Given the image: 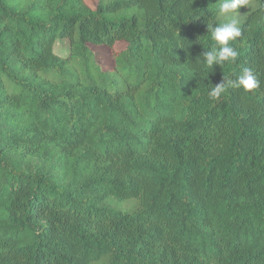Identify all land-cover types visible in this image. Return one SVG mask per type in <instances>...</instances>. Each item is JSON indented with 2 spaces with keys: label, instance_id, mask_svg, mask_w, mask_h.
<instances>
[{
  "label": "trees",
  "instance_id": "trees-1",
  "mask_svg": "<svg viewBox=\"0 0 264 264\" xmlns=\"http://www.w3.org/2000/svg\"><path fill=\"white\" fill-rule=\"evenodd\" d=\"M221 2L0 0V264H264V0L209 68Z\"/></svg>",
  "mask_w": 264,
  "mask_h": 264
},
{
  "label": "clouds",
  "instance_id": "clouds-1",
  "mask_svg": "<svg viewBox=\"0 0 264 264\" xmlns=\"http://www.w3.org/2000/svg\"><path fill=\"white\" fill-rule=\"evenodd\" d=\"M247 0H222L219 6V14L230 16L226 22L217 24L213 27L209 24V31L212 34V39L216 42L211 49H206L202 54L203 62L209 68L215 65L223 66L226 62H234L238 56V52L232 47L231 42H234L242 35V29L238 26V21L235 18V13L240 8L244 7ZM218 46V47H217ZM260 80L250 68H244L242 73L235 81H224L212 87L209 96L210 98H219L228 87L243 89L245 92H251L260 87Z\"/></svg>",
  "mask_w": 264,
  "mask_h": 264
},
{
  "label": "rangeland",
  "instance_id": "rangeland-1",
  "mask_svg": "<svg viewBox=\"0 0 264 264\" xmlns=\"http://www.w3.org/2000/svg\"><path fill=\"white\" fill-rule=\"evenodd\" d=\"M87 2L95 6L97 3V0H87ZM123 44V41H118L116 45L120 46ZM96 52H97V58L103 63V65L107 67H111L112 65V56L110 54V49L106 45H93ZM69 49V41L68 39L59 40L56 42L55 50L57 53L66 55L68 53Z\"/></svg>",
  "mask_w": 264,
  "mask_h": 264
}]
</instances>
